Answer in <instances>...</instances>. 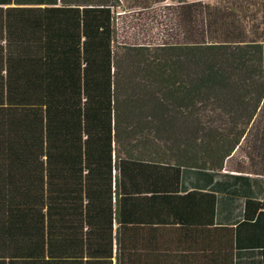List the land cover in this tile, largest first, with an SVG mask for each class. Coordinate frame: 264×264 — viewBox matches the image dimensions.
Here are the masks:
<instances>
[{
	"label": "trees",
	"instance_id": "trees-1",
	"mask_svg": "<svg viewBox=\"0 0 264 264\" xmlns=\"http://www.w3.org/2000/svg\"><path fill=\"white\" fill-rule=\"evenodd\" d=\"M38 1L0 8V264H196L165 206L184 169L264 171V0L167 6L184 40L154 45L119 0Z\"/></svg>",
	"mask_w": 264,
	"mask_h": 264
},
{
	"label": "crops",
	"instance_id": "crops-1",
	"mask_svg": "<svg viewBox=\"0 0 264 264\" xmlns=\"http://www.w3.org/2000/svg\"><path fill=\"white\" fill-rule=\"evenodd\" d=\"M60 1L58 0V5H61ZM119 1L120 5L114 11L118 20H121L129 11H126V0ZM137 2L139 5L130 7L136 10L151 5L156 7L184 5L199 9L200 3L205 4V0H181L171 3L169 0ZM40 4L45 2L0 0V8L4 9L44 6ZM258 137H262V131H253L250 144L257 143L255 140ZM247 162L248 171L244 172L226 169L222 173H215L190 168L182 171L178 193L165 206L170 215L164 232L170 240L171 247L179 249L182 258H186L185 261L214 264L217 263L215 260L219 255L220 259H224L226 253L230 258L229 244L221 238L216 228H236L245 222L241 238L239 237L241 245L239 249L237 240L233 242L234 264H264V171L259 170L263 160L257 159L253 154V158L248 156Z\"/></svg>",
	"mask_w": 264,
	"mask_h": 264
},
{
	"label": "rangeland",
	"instance_id": "rangeland-1",
	"mask_svg": "<svg viewBox=\"0 0 264 264\" xmlns=\"http://www.w3.org/2000/svg\"><path fill=\"white\" fill-rule=\"evenodd\" d=\"M179 2L181 0H169ZM236 0H205V3L214 5L234 6ZM169 3V2H168ZM175 6V5H173ZM126 9H129L126 2ZM179 10L175 7L150 6L126 12L122 25V36L118 38L123 44H160L182 43L184 40L183 30L179 24Z\"/></svg>",
	"mask_w": 264,
	"mask_h": 264
}]
</instances>
